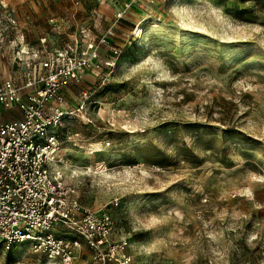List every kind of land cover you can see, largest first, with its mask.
Returning <instances> with one entry per match:
<instances>
[{
	"label": "rangeland",
	"instance_id": "374dc122",
	"mask_svg": "<svg viewBox=\"0 0 264 264\" xmlns=\"http://www.w3.org/2000/svg\"><path fill=\"white\" fill-rule=\"evenodd\" d=\"M91 44L113 64L62 89V170L127 264H264V0H0V83ZM0 264L60 263L22 243Z\"/></svg>",
	"mask_w": 264,
	"mask_h": 264
},
{
	"label": "built area",
	"instance_id": "2783aa9c",
	"mask_svg": "<svg viewBox=\"0 0 264 264\" xmlns=\"http://www.w3.org/2000/svg\"><path fill=\"white\" fill-rule=\"evenodd\" d=\"M90 48L31 58L21 77L0 83V246L28 243L50 262L76 264L86 244L100 264H127V240L114 241L110 209L83 205L62 170L60 128L72 113L63 108L62 89L93 60L113 64L97 45Z\"/></svg>",
	"mask_w": 264,
	"mask_h": 264
}]
</instances>
